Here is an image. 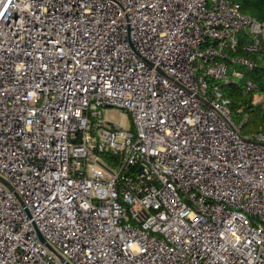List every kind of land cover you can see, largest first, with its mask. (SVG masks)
I'll list each match as a JSON object with an SVG mask.
<instances>
[{
	"label": "built area",
	"instance_id": "built-area-1",
	"mask_svg": "<svg viewBox=\"0 0 264 264\" xmlns=\"http://www.w3.org/2000/svg\"><path fill=\"white\" fill-rule=\"evenodd\" d=\"M262 41L238 0H0V264H264V133L222 91Z\"/></svg>",
	"mask_w": 264,
	"mask_h": 264
},
{
	"label": "trees",
	"instance_id": "trees-1",
	"mask_svg": "<svg viewBox=\"0 0 264 264\" xmlns=\"http://www.w3.org/2000/svg\"><path fill=\"white\" fill-rule=\"evenodd\" d=\"M262 1L263 0H238V2L241 4L242 10L245 6H249L250 8L249 10L251 13L248 14L243 11L245 14L264 22V12L262 11V9L255 8V6H257V4L261 3ZM235 53L242 54L250 59H255L257 63V67L253 70L243 67L241 68V70L245 73V78L242 81L229 83L222 86V91H224L226 96L232 102L231 109L233 112L235 123L240 124L244 122L245 118H247V120L243 124L245 125L248 123L250 113L254 110V107L259 105L253 104L252 95L260 93L264 97V42L262 41L260 43V50L257 53H244L240 49L235 51ZM248 79H252L253 81H255L259 86V90L249 93L246 92L243 85ZM258 132L264 133V127H261L255 133Z\"/></svg>",
	"mask_w": 264,
	"mask_h": 264
},
{
	"label": "rangeland",
	"instance_id": "rangeland-1",
	"mask_svg": "<svg viewBox=\"0 0 264 264\" xmlns=\"http://www.w3.org/2000/svg\"><path fill=\"white\" fill-rule=\"evenodd\" d=\"M258 3V2H257ZM256 9H262L264 12V0L255 6ZM249 6H245L243 11L245 13H251ZM238 67L231 65V68ZM253 104H259L254 107V110L250 113L249 121L243 126L242 133L245 135L252 134L258 131L261 127H264V97L258 93L252 95ZM104 119H107L110 122L121 123L124 129L133 128V121L131 115L126 111H121L117 108L110 107L107 109V112H104ZM242 122V121H241Z\"/></svg>",
	"mask_w": 264,
	"mask_h": 264
},
{
	"label": "water",
	"instance_id": "water-1",
	"mask_svg": "<svg viewBox=\"0 0 264 264\" xmlns=\"http://www.w3.org/2000/svg\"><path fill=\"white\" fill-rule=\"evenodd\" d=\"M42 239V241H44V239L43 238H41ZM64 264H69V263H67L66 261H64Z\"/></svg>",
	"mask_w": 264,
	"mask_h": 264
}]
</instances>
